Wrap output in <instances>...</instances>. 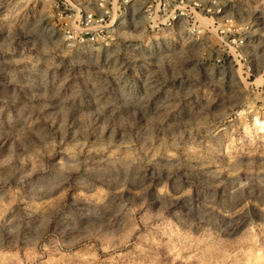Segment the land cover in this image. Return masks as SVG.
<instances>
[{
	"label": "rangeland",
	"instance_id": "rangeland-1",
	"mask_svg": "<svg viewBox=\"0 0 264 264\" xmlns=\"http://www.w3.org/2000/svg\"><path fill=\"white\" fill-rule=\"evenodd\" d=\"M62 1L0 0V264H264V0L247 65Z\"/></svg>",
	"mask_w": 264,
	"mask_h": 264
},
{
	"label": "built area",
	"instance_id": "built-area-1",
	"mask_svg": "<svg viewBox=\"0 0 264 264\" xmlns=\"http://www.w3.org/2000/svg\"><path fill=\"white\" fill-rule=\"evenodd\" d=\"M62 3L64 13L72 19L69 37L84 42L102 43L106 38H115L121 29L134 23L138 14L145 28L157 36L187 35L197 41L209 32L238 62L246 65L250 62L247 55L250 26L239 23L222 0H63Z\"/></svg>",
	"mask_w": 264,
	"mask_h": 264
},
{
	"label": "bare ground",
	"instance_id": "bare-ground-1",
	"mask_svg": "<svg viewBox=\"0 0 264 264\" xmlns=\"http://www.w3.org/2000/svg\"><path fill=\"white\" fill-rule=\"evenodd\" d=\"M263 79V78H262ZM258 125L260 126V127H262V129L264 128V120H260V121H258ZM263 131V130H262Z\"/></svg>",
	"mask_w": 264,
	"mask_h": 264
}]
</instances>
